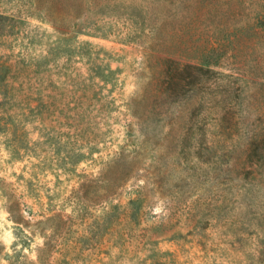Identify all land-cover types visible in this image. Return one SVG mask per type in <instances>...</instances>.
<instances>
[{
    "label": "rangeland",
    "instance_id": "obj_1",
    "mask_svg": "<svg viewBox=\"0 0 264 264\" xmlns=\"http://www.w3.org/2000/svg\"><path fill=\"white\" fill-rule=\"evenodd\" d=\"M0 264H264V0H0Z\"/></svg>",
    "mask_w": 264,
    "mask_h": 264
}]
</instances>
